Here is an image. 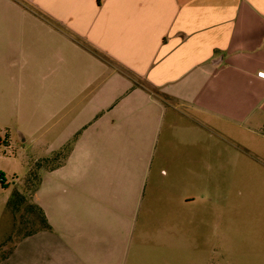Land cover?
<instances>
[{
  "label": "crops",
  "instance_id": "crops-1",
  "mask_svg": "<svg viewBox=\"0 0 264 264\" xmlns=\"http://www.w3.org/2000/svg\"><path fill=\"white\" fill-rule=\"evenodd\" d=\"M0 5L32 27L20 33L11 85L26 98L29 88L39 100L64 105L60 119L75 114L74 128L50 147L52 156L69 150L67 157L40 169L31 192L44 225L15 239L0 253V264H115L111 251L95 250L122 241L102 236L112 222L109 194L129 198L131 206L150 184L153 213L166 215L172 238L174 215L185 213L189 229L193 210L211 209L199 190L208 184L217 188L222 166L205 158L200 135L216 134L217 122H249L264 108V0H0ZM74 67L84 68L82 82L69 79ZM46 107L37 105L40 116ZM40 127L18 129L23 142L41 138ZM133 149L129 161L112 153ZM165 182L171 184L164 187ZM121 187L126 194L118 193ZM222 207L216 198L215 213ZM217 225L222 242L221 220ZM148 237L139 234L137 240Z\"/></svg>",
  "mask_w": 264,
  "mask_h": 264
},
{
  "label": "rangeland",
  "instance_id": "rangeland-1",
  "mask_svg": "<svg viewBox=\"0 0 264 264\" xmlns=\"http://www.w3.org/2000/svg\"><path fill=\"white\" fill-rule=\"evenodd\" d=\"M18 17L20 14L13 9L0 5V178L5 184L3 187L0 182V245L5 241L0 247L1 254L7 252L15 239L43 227L42 218L32 204L31 192L37 183H29V172L44 159L50 158L49 164L62 161L61 157L52 156L50 147L61 144L62 134L74 128L75 115L71 113L60 119L64 105L39 100L29 88L26 98L20 89L11 85L14 66L20 57L16 51L22 39L20 33L27 35L32 30L29 22L18 23ZM83 65L84 62H80V66ZM83 69L72 68L69 79L82 82ZM18 90L20 95H17ZM37 105H47V113L42 112L40 116ZM37 121L41 123L38 125ZM40 126L43 127L41 138L28 137V141L23 142L18 129L30 128L35 132ZM214 127L216 134L204 131L200 141L206 145L205 158L222 166V180L215 189L209 184L202 191L197 189L211 201V209L193 210L189 229L184 228L185 213L174 215L176 237L172 238L169 232L172 225L166 224V215L153 213L155 204L152 195L150 197V184L142 199L140 196L131 206L129 198L123 195L114 198L109 194L106 205L111 210L112 222L102 236L122 241H111L110 247L95 250L105 254L111 251L115 264H264V108H257L249 122H217ZM112 153H121L122 160L129 161L136 150ZM170 184L165 182L163 186ZM118 193L126 194V191L121 187ZM216 198L223 202L217 214ZM117 219L121 221L116 223ZM220 220L222 242L216 237ZM139 234L149 239L139 243Z\"/></svg>",
  "mask_w": 264,
  "mask_h": 264
},
{
  "label": "trees",
  "instance_id": "trees-1",
  "mask_svg": "<svg viewBox=\"0 0 264 264\" xmlns=\"http://www.w3.org/2000/svg\"><path fill=\"white\" fill-rule=\"evenodd\" d=\"M75 37V36H73ZM88 49L92 50L93 51V48H91L90 46L88 45H85ZM96 54H99V53H96ZM105 58V57H104ZM69 153V150H65V151H62L60 153H58L57 155H55V158H58V157H61L62 158V161L65 160V158L67 157V154ZM50 159H46L42 162H39L38 165H36L35 167H33L31 169V172H30V175H29V183H37V186L39 185V171L40 169H42L43 167H45L47 164H49ZM0 182L1 184L3 185V187L5 186L4 182H2V178H0ZM36 186V187H37ZM36 189V188H35ZM18 199H23V197H19Z\"/></svg>",
  "mask_w": 264,
  "mask_h": 264
},
{
  "label": "built area",
  "instance_id": "built-area-1",
  "mask_svg": "<svg viewBox=\"0 0 264 264\" xmlns=\"http://www.w3.org/2000/svg\"><path fill=\"white\" fill-rule=\"evenodd\" d=\"M260 76L264 78V74H260Z\"/></svg>",
  "mask_w": 264,
  "mask_h": 264
}]
</instances>
